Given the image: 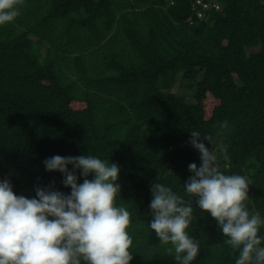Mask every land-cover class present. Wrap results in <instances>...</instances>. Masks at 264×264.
<instances>
[{"label":"trees","instance_id":"16d2710c","mask_svg":"<svg viewBox=\"0 0 264 264\" xmlns=\"http://www.w3.org/2000/svg\"><path fill=\"white\" fill-rule=\"evenodd\" d=\"M195 3L24 0L0 25V181L26 198L38 187L68 195L65 174L46 170V159L117 164L115 203L131 213L129 264H177L149 228L155 183L192 201V264L238 258L185 192L188 165L201 164L191 131L222 173L250 179L246 207L264 219V0H218L203 19ZM208 96L217 103L205 118ZM67 168L78 184L93 179ZM258 235L264 247V226Z\"/></svg>","mask_w":264,"mask_h":264},{"label":"clouds","instance_id":"9594fccd","mask_svg":"<svg viewBox=\"0 0 264 264\" xmlns=\"http://www.w3.org/2000/svg\"><path fill=\"white\" fill-rule=\"evenodd\" d=\"M211 7L218 0H205ZM24 0H0V25L11 23L19 14ZM197 10L206 11L195 3ZM200 7V8H198ZM218 8V7H217ZM226 126V124H225ZM191 131L190 143L200 153L201 164L190 163L191 176L184 183L185 192L195 197V203L217 221L224 241L238 251L235 264H264V247L258 235L264 219L259 212L250 213L245 202L249 199L247 176L226 175L219 170L217 154ZM204 140L212 143L210 136ZM227 159V155L224 156ZM46 170L65 174L63 184L70 186L68 195L60 191L36 188V198L16 195L11 183L0 181V264H129L132 238L127 229L131 213L116 206L120 191L119 167L90 155L63 157L55 155L44 161ZM83 177L77 183L74 171ZM149 228L177 264H192L199 244L186 229L193 218L192 201L185 200L161 183L151 188Z\"/></svg>","mask_w":264,"mask_h":264},{"label":"rangeland","instance_id":"374dc122","mask_svg":"<svg viewBox=\"0 0 264 264\" xmlns=\"http://www.w3.org/2000/svg\"><path fill=\"white\" fill-rule=\"evenodd\" d=\"M176 90V89H175ZM176 92H177V90H176ZM180 95H182V93H179ZM186 97L187 98H189L187 95H186ZM216 101H213V99L212 98H210V96H208L206 99H205V101H204V116H205V118H208L209 116H210V112H211V108L214 106V105H216ZM180 104L181 105H185L184 104V101L183 100H181L180 99ZM73 106H75L74 104H73ZM77 107H83V104H77L76 105ZM75 106V107H76Z\"/></svg>","mask_w":264,"mask_h":264},{"label":"built area","instance_id":"2783aa9c","mask_svg":"<svg viewBox=\"0 0 264 264\" xmlns=\"http://www.w3.org/2000/svg\"><path fill=\"white\" fill-rule=\"evenodd\" d=\"M196 4L197 5H201V7L203 9H205L206 11H208V9H210V7H211V5H209V2L205 1V0H196ZM217 7H218V5L215 4V8H217ZM197 16L198 17H202L203 16L202 10H200V9L197 10Z\"/></svg>","mask_w":264,"mask_h":264}]
</instances>
